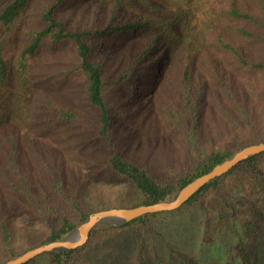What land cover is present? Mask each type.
Instances as JSON below:
<instances>
[{"label": "trees", "instance_id": "1", "mask_svg": "<svg viewBox=\"0 0 264 264\" xmlns=\"http://www.w3.org/2000/svg\"><path fill=\"white\" fill-rule=\"evenodd\" d=\"M89 9L98 13L89 15ZM211 9L218 23L195 31L184 11L163 14L153 0L0 5V32L17 53L16 60L6 56L0 43V113L12 101L25 113L17 128L5 131L0 124V264L63 239L92 212L170 199L217 163L264 140L254 105V97L264 94V0H214ZM105 47L123 56H105ZM142 111L157 115L185 150L187 168L169 180L112 141ZM206 113L213 127L239 134L241 142L217 144L202 128ZM36 137L50 142L39 147ZM28 148L41 149L34 166ZM227 178H246V195L229 198L222 190ZM97 181L124 186L127 198L89 207L87 186ZM209 195L218 198L233 227L249 241L257 239L264 230V152L204 185L181 208ZM158 215L97 226L88 242L99 231L149 227ZM35 226L44 233L40 243L30 242ZM84 247L46 252L25 264H72ZM241 248L243 264H255ZM170 250L190 263L185 253ZM135 262L148 264L143 247Z\"/></svg>", "mask_w": 264, "mask_h": 264}, {"label": "rangeland", "instance_id": "2", "mask_svg": "<svg viewBox=\"0 0 264 264\" xmlns=\"http://www.w3.org/2000/svg\"><path fill=\"white\" fill-rule=\"evenodd\" d=\"M5 2L6 0H0V5ZM213 2L214 0H153V7L163 14L184 11L185 20L196 31L204 23H218L211 12ZM87 11L89 15L98 13L94 9ZM2 41L3 48L6 49L5 55L13 56L16 60L15 45L11 46L4 33L0 32V43ZM102 53L117 58L123 56L122 52H109L106 47L102 49ZM251 96L255 95L251 93ZM255 97L256 120L260 126V135L264 138V94L262 97ZM142 113L141 117L133 118L130 125H123L124 136L120 131L114 134L112 141L115 147L125 156L147 164L152 174L161 181L184 172L187 161L182 145L170 135L156 112L155 119L152 113H147V116L144 111ZM210 117L208 113L202 116V128L209 131L217 144L231 146L241 142L242 137L239 134L213 127ZM24 118V111L12 101L0 113V124L3 123L5 131H10L12 129L9 125L17 128ZM217 119L218 115L214 114V120ZM36 138L39 147L50 142L49 139ZM27 150L31 164L36 165L35 161L41 149ZM222 190L229 198L246 195L247 180L227 178L223 182ZM128 192L122 185L97 181L87 186V202L89 207L110 206L114 202L122 203ZM158 214L150 220L149 227L130 226L126 229L99 231L85 244L80 257L72 264H136V255L141 247L148 264H184L170 248L185 253L189 257V264H243L242 246L255 264H264V230L257 239L249 241L239 226L233 227L227 221L226 212L214 195L206 196L194 206ZM100 226L104 228L108 225ZM28 234L31 243H40L44 236L38 226L30 229ZM39 264L47 263L42 259Z\"/></svg>", "mask_w": 264, "mask_h": 264}, {"label": "water", "instance_id": "3", "mask_svg": "<svg viewBox=\"0 0 264 264\" xmlns=\"http://www.w3.org/2000/svg\"><path fill=\"white\" fill-rule=\"evenodd\" d=\"M264 152V141L250 144L235 152L230 158L217 163L210 171L186 184L173 197L153 204L133 207H115L92 212L88 218L63 239L36 245L1 264H25L33 258L52 251L70 250L85 245L91 231L102 224L118 226L147 214L175 211L181 208L200 188L223 176L240 162Z\"/></svg>", "mask_w": 264, "mask_h": 264}]
</instances>
